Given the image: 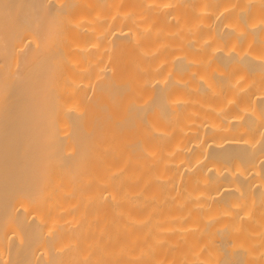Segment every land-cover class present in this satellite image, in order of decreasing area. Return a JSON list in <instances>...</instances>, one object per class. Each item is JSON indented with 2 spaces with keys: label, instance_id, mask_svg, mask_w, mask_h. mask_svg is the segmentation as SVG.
<instances>
[{
  "label": "bare ground",
  "instance_id": "bare-ground-1",
  "mask_svg": "<svg viewBox=\"0 0 264 264\" xmlns=\"http://www.w3.org/2000/svg\"><path fill=\"white\" fill-rule=\"evenodd\" d=\"M0 264H264V0H0Z\"/></svg>",
  "mask_w": 264,
  "mask_h": 264
}]
</instances>
